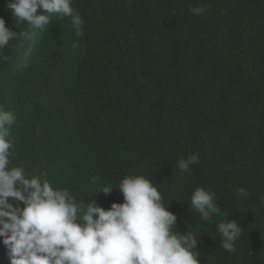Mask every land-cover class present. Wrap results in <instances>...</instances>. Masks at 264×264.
<instances>
[{
  "label": "trees",
  "instance_id": "16d2710c",
  "mask_svg": "<svg viewBox=\"0 0 264 264\" xmlns=\"http://www.w3.org/2000/svg\"><path fill=\"white\" fill-rule=\"evenodd\" d=\"M9 2L0 17L18 38L3 50L0 105L17 116L13 166L106 210L123 196L100 185L142 175L173 231L201 236V264H264V0H73L82 37L55 15L41 31ZM197 187L216 193L214 223L190 207ZM231 220L243 228L228 252L217 225Z\"/></svg>",
  "mask_w": 264,
  "mask_h": 264
},
{
  "label": "clouds",
  "instance_id": "9594fccd",
  "mask_svg": "<svg viewBox=\"0 0 264 264\" xmlns=\"http://www.w3.org/2000/svg\"><path fill=\"white\" fill-rule=\"evenodd\" d=\"M7 7L41 31L55 15L69 18L75 34L84 35V20L73 0H10ZM41 8L47 14H37ZM191 12L201 16L205 9L194 7ZM17 38L0 17V63L10 59L3 50ZM16 121V114L0 105V242L9 264H201V236L173 231L178 217L150 179L126 175L117 188L100 185L94 194L116 189L123 196V203L114 202L106 210L95 200L85 204L71 190L53 185L45 173L31 175L24 163L13 166ZM198 163V153H191L179 167L191 174V165ZM98 180L92 177L90 182ZM238 192L245 199L250 195L243 187ZM217 201L215 192L197 187L190 207L204 222L214 223L213 213L221 211ZM242 228L237 220L217 225L224 250H234Z\"/></svg>",
  "mask_w": 264,
  "mask_h": 264
}]
</instances>
